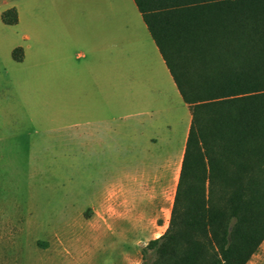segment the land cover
<instances>
[{
    "label": "trees",
    "instance_id": "16d2710c",
    "mask_svg": "<svg viewBox=\"0 0 264 264\" xmlns=\"http://www.w3.org/2000/svg\"><path fill=\"white\" fill-rule=\"evenodd\" d=\"M134 1L191 114L140 264H246L264 239V0Z\"/></svg>",
    "mask_w": 264,
    "mask_h": 264
},
{
    "label": "crops",
    "instance_id": "0c3cea01",
    "mask_svg": "<svg viewBox=\"0 0 264 264\" xmlns=\"http://www.w3.org/2000/svg\"><path fill=\"white\" fill-rule=\"evenodd\" d=\"M4 3L16 22H1L23 40L12 58L54 76L56 119H70L72 151L87 159L90 203L125 214L132 228L168 223L191 114L183 100L186 118L170 103L181 95L135 1Z\"/></svg>",
    "mask_w": 264,
    "mask_h": 264
},
{
    "label": "rangeland",
    "instance_id": "374dc122",
    "mask_svg": "<svg viewBox=\"0 0 264 264\" xmlns=\"http://www.w3.org/2000/svg\"><path fill=\"white\" fill-rule=\"evenodd\" d=\"M13 9L0 19V264H140L168 223L132 228L125 214L90 203L96 189L86 157L72 151L70 119L57 122L53 74L41 78L33 60L11 56L23 43L3 24ZM170 103L186 118L178 92ZM246 264H264V239Z\"/></svg>",
    "mask_w": 264,
    "mask_h": 264
}]
</instances>
